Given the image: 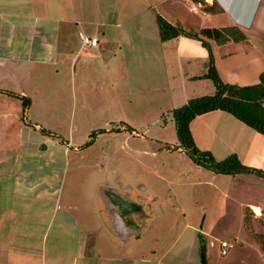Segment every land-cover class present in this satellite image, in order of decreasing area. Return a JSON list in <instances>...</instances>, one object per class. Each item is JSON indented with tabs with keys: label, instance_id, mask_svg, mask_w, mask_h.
<instances>
[{
	"label": "crops",
	"instance_id": "obj_1",
	"mask_svg": "<svg viewBox=\"0 0 264 264\" xmlns=\"http://www.w3.org/2000/svg\"><path fill=\"white\" fill-rule=\"evenodd\" d=\"M215 1L229 19V27L239 28L247 38L227 43L229 82H224L242 87L258 84L264 72V0H207L209 5ZM180 3L179 0H0V264H201V244L194 236L190 246L185 247L188 250L183 247L184 237L195 230L185 228L175 235L173 230L166 231L157 225L155 199L148 188L125 179L127 173L124 182L117 178L118 169L104 165V153H98L97 157L86 154L94 147L96 137L92 140V134L86 135L79 143L82 146H75L31 113L34 99L45 96L48 87L44 84L53 74L56 78L60 73L68 76L72 94L81 95L80 100L73 96L76 104L80 101L85 108L94 103L84 97L87 91L105 95L102 72L110 92L118 97L109 103L103 99L100 105L137 104L136 100L123 103L125 93L133 97L168 92L166 67L172 46L179 47L181 56L186 53L194 57L189 47L198 45L199 56L193 66L201 68V72L207 68L208 74L210 55L202 42L186 37L161 40L158 16L190 32L203 30L179 14ZM216 16L208 14L203 18ZM145 29L148 31L144 32ZM140 30L144 33L139 36ZM79 32L98 38L100 45L86 49L80 43ZM209 45L213 49L214 45L217 49L223 46L211 42ZM93 50L94 54H90ZM173 55L181 61L178 63L181 72L189 77L187 68L183 71L181 56ZM135 59L140 64L138 84L132 81L130 65ZM114 60L123 66V77L129 80L122 91L110 74ZM188 64L192 66V61ZM90 80L95 81L92 86ZM50 88L52 91L53 87ZM22 98L29 100L28 107ZM188 101L177 107L171 105V111ZM112 125L98 134H140L125 121ZM191 131L196 146L210 152L217 161L227 159L228 155L240 160L239 152L246 153L256 159L248 167L264 173V136L232 115L222 111L202 115L191 123ZM224 141H229V152L219 155L217 150H226ZM179 145L178 142L175 151ZM178 151L187 154L183 149ZM230 176L256 178L264 186V178L257 173ZM113 178L118 181L113 182ZM105 191L130 197L131 209L135 210L126 220L129 227L108 218L103 205L107 203ZM251 206L256 213L260 209L257 213L260 216L262 209ZM161 213L167 215L163 209ZM168 232L172 235V247L158 254L156 248Z\"/></svg>",
	"mask_w": 264,
	"mask_h": 264
},
{
	"label": "rangeland",
	"instance_id": "obj_2",
	"mask_svg": "<svg viewBox=\"0 0 264 264\" xmlns=\"http://www.w3.org/2000/svg\"><path fill=\"white\" fill-rule=\"evenodd\" d=\"M179 1H181L180 6H177L181 10L179 14L202 29L209 30L219 25L229 27V19L222 9H218L219 14L214 19L204 20L203 14L199 16L192 12L191 3L188 0ZM176 5H178L177 2ZM147 31L145 29L144 32ZM139 32V36L144 33L141 30ZM192 33L201 35V38L208 44L211 42L212 45L214 43L223 45L219 49L215 47L216 45L214 49L212 48L214 66L221 80L229 82V44H220L209 39L201 31H192ZM196 46L190 45L189 47L193 50L194 57H188L186 53L181 56L179 47L170 48L171 58L166 67L168 92H151L152 94L129 97L123 91L125 93L122 96L123 103L136 100L137 104L100 105L103 99L108 100L109 103L118 97V94L110 92L108 80L102 72L106 82L103 83L106 87L105 95L96 90L87 91L88 94L84 97L87 100L92 99L94 103H88L85 108L80 101L76 104L73 96L80 100L81 95L72 94L68 76L60 73L56 78L52 73L53 76H49L44 84L48 87L45 96L34 99L35 103L31 107V113L38 117L37 121L48 125L50 130L59 132L79 147L82 146L79 143L86 135L110 129L114 127L113 122L125 121L132 125L142 137L140 134L131 136L126 133H104L103 135L96 133L94 147L86 154L97 157L98 153H104L106 156L104 165L109 164L118 169L117 178L124 182V176L127 173L128 177L125 179L128 181L144 184L155 199L154 216L159 217L156 219L157 225H162L166 231L173 230L175 235L185 228L188 231L189 229L195 230V232L187 231L184 237L186 239L183 241L184 248L190 246L191 238L194 236L201 245L205 246L210 264H264V250L255 238V236H262L264 239V186L256 181V178L251 179L252 177L249 176L215 175L208 169L197 166L198 164L191 159L188 153L182 154L174 150V147L178 145V137L176 125L171 116V105L177 107L191 98L209 96L216 92L213 81L203 79V76L207 75V68L201 72V68L193 66L194 59L199 56V46ZM85 48L91 50L94 47ZM94 52L93 50L89 53L94 54ZM173 53L181 56L183 71L187 68L189 77L181 72V65H178L181 61L178 62L177 56L175 58ZM231 59L237 60L236 57ZM116 60H114L110 74L115 76L113 81L117 83V89L122 91L121 88L126 87L129 80L123 77L124 68ZM189 61H192V66L188 64ZM130 65H132V81L134 82L139 77L137 73V69L140 68L139 60H132ZM192 76L196 79L190 80ZM136 81L138 84L141 79ZM94 83L93 80L89 82L91 86ZM50 86L53 87L52 91ZM30 119L33 120L32 116ZM210 125L214 126V124ZM224 145H226V150L222 149L223 152L217 150L219 155L229 152V141H224ZM239 153L243 166L249 168L250 163L256 162L252 156ZM117 178H113V182L118 181ZM122 185L125 186L123 183ZM251 205L262 209L260 216L251 208ZM162 209L166 211V216L162 215ZM249 218L254 234L246 228V220ZM171 238L172 235L169 232L165 233L156 248L158 254L166 253L172 247ZM223 241L229 243L227 256L221 255ZM185 249L188 250V248Z\"/></svg>",
	"mask_w": 264,
	"mask_h": 264
},
{
	"label": "trees",
	"instance_id": "obj_3",
	"mask_svg": "<svg viewBox=\"0 0 264 264\" xmlns=\"http://www.w3.org/2000/svg\"><path fill=\"white\" fill-rule=\"evenodd\" d=\"M196 4L205 7L206 12L211 15H218L220 6L218 2L209 5L207 0H191ZM157 23L160 30L161 40L167 42L179 37L202 42L203 46L208 50L210 55L211 66L205 79L213 81L216 86V92L213 95L197 97L190 99L185 105L172 111L173 120L176 125V133L181 149H184L191 159L205 169L221 175H238L257 173L264 178V173L243 166L236 156H230L227 159L219 162L210 152L201 151L195 144L191 123L202 115L222 111L232 115L239 121L243 122L248 127L252 128L259 134L264 136V72L259 77V83L251 86H237L225 84L214 66V55L211 46L201 38V35L193 34L185 30L181 25H172L161 16L157 17ZM204 36L215 40L220 44H226L229 41H245L247 38L244 33L237 27L212 28L209 30H201ZM203 37V36H202ZM26 107L29 105L27 98H22ZM47 135L50 132L43 130ZM104 133V132H101ZM93 137L91 136V139ZM93 140V139H92ZM92 141L87 144L91 145ZM247 230L254 234L250 218L246 220ZM260 242L264 250V239L262 236H255ZM201 252H205V246L201 245Z\"/></svg>",
	"mask_w": 264,
	"mask_h": 264
},
{
	"label": "flooded vegetation",
	"instance_id": "obj_4",
	"mask_svg": "<svg viewBox=\"0 0 264 264\" xmlns=\"http://www.w3.org/2000/svg\"><path fill=\"white\" fill-rule=\"evenodd\" d=\"M96 133H98V132H96ZM96 133H93L91 136L94 138L96 136ZM91 136H90V138H91ZM179 147H180V145H179ZM179 147H177V150L181 149ZM141 188H143V186H141ZM105 199H106V202H107V203H104L105 212H106L108 218L111 220V222L114 221L115 224L121 223V225H124L125 227H129L130 226V222H128L126 220H128L129 217H131L130 213L133 210H135V209H131L133 204H131L129 202L130 201V197L129 196H125L123 194L115 196L111 192L105 191ZM117 215L118 216L120 215L119 217H121V216L124 217V219H122V221L117 222L118 219L115 220V216H117ZM200 256H201V250H200Z\"/></svg>",
	"mask_w": 264,
	"mask_h": 264
},
{
	"label": "built area",
	"instance_id": "obj_5",
	"mask_svg": "<svg viewBox=\"0 0 264 264\" xmlns=\"http://www.w3.org/2000/svg\"><path fill=\"white\" fill-rule=\"evenodd\" d=\"M191 10L193 13L203 14L204 16L209 14L208 12H206L204 6H202L200 4H196L193 1H191ZM79 39H80V43L83 47H98L99 46V39L98 38H90V37L86 36L83 32H79ZM228 248H229V243L226 241H223L221 243V255L222 256L228 255Z\"/></svg>",
	"mask_w": 264,
	"mask_h": 264
},
{
	"label": "water",
	"instance_id": "obj_6",
	"mask_svg": "<svg viewBox=\"0 0 264 264\" xmlns=\"http://www.w3.org/2000/svg\"><path fill=\"white\" fill-rule=\"evenodd\" d=\"M120 216V215H119ZM118 215L115 216V220L118 219V221H122V219H124V217H119ZM201 229H202V226H201ZM201 264H210L209 261H208V258H207V255L205 252H201Z\"/></svg>",
	"mask_w": 264,
	"mask_h": 264
},
{
	"label": "bare ground",
	"instance_id": "obj_7",
	"mask_svg": "<svg viewBox=\"0 0 264 264\" xmlns=\"http://www.w3.org/2000/svg\"><path fill=\"white\" fill-rule=\"evenodd\" d=\"M257 213H260V209H256Z\"/></svg>",
	"mask_w": 264,
	"mask_h": 264
}]
</instances>
